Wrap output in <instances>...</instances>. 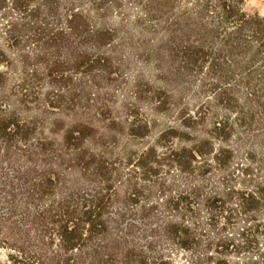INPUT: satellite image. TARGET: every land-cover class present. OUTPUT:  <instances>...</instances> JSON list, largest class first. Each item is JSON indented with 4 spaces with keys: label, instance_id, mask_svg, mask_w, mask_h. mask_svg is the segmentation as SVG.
<instances>
[{
    "label": "rangeland",
    "instance_id": "rangeland-1",
    "mask_svg": "<svg viewBox=\"0 0 264 264\" xmlns=\"http://www.w3.org/2000/svg\"><path fill=\"white\" fill-rule=\"evenodd\" d=\"M4 1L0 264H264V44L212 0ZM62 197L107 228L68 249Z\"/></svg>",
    "mask_w": 264,
    "mask_h": 264
},
{
    "label": "trees",
    "instance_id": "trees-1",
    "mask_svg": "<svg viewBox=\"0 0 264 264\" xmlns=\"http://www.w3.org/2000/svg\"><path fill=\"white\" fill-rule=\"evenodd\" d=\"M154 3L156 1L163 3L170 0H152ZM215 3L216 10L218 11V23L222 24H236L234 29L235 31H229L226 34L228 42V51L233 52L235 47L232 46L234 41V35L236 38L241 39L245 37L246 31H251L253 37L260 43L264 44V15L259 13H248L245 8V0H212ZM0 2V9L2 8V3ZM154 5V4H153ZM152 6L151 2L148 3V7ZM153 8V7H152ZM79 15L73 13L69 19L70 24L67 25V28L70 31L80 32V24L74 26L73 20L77 19ZM86 25V24H82ZM219 27L212 28V32H215ZM65 33V32H63ZM62 33V34H63ZM111 33V30H108L104 27L103 30L97 31V34H101L104 37L108 36ZM215 48V46L213 47ZM244 48V47H243ZM1 75V74H0ZM85 128V127H84ZM22 129V124L17 121H7L1 123L0 133L2 135H13L15 131ZM86 129V128H85ZM84 134L82 128L76 129V131H70L69 139L71 137L80 138ZM55 212L58 216L67 217L63 225H61V239L68 249H73L77 247L78 241L83 235V231H94L95 229L100 230L107 228V222L103 219L102 210L104 208L103 202L100 197H91L84 199L82 201H76V199H68L67 197H62L58 203L55 205ZM74 215H77L83 218L82 230L79 229L80 224L73 220ZM81 228V227H80ZM185 244V243H184ZM161 264H165L161 263Z\"/></svg>",
    "mask_w": 264,
    "mask_h": 264
}]
</instances>
